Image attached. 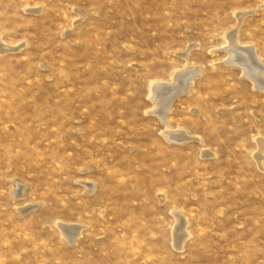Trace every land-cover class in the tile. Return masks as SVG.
Returning a JSON list of instances; mask_svg holds the SVG:
<instances>
[{
	"label": "rangeland",
	"instance_id": "1",
	"mask_svg": "<svg viewBox=\"0 0 264 264\" xmlns=\"http://www.w3.org/2000/svg\"><path fill=\"white\" fill-rule=\"evenodd\" d=\"M231 35L264 66V0H0V264H264V87Z\"/></svg>",
	"mask_w": 264,
	"mask_h": 264
},
{
	"label": "bare ground",
	"instance_id": "2",
	"mask_svg": "<svg viewBox=\"0 0 264 264\" xmlns=\"http://www.w3.org/2000/svg\"><path fill=\"white\" fill-rule=\"evenodd\" d=\"M234 31V30H233ZM229 43L231 46L229 47V51L231 52V60L234 62L239 63L242 68L245 71V74H247L249 77L252 78L256 86L264 87V66L259 63L258 60H256L254 50L252 49H244V48H237L236 41L237 37L236 35H231V37L228 38ZM5 47L3 44H0V48ZM186 68V67H185ZM196 73L192 69H188L184 72H182L181 79L179 83L171 84L168 86H162L158 85V113L161 117L167 119V112L171 110L172 108V102L174 101V98L178 94L181 85L183 83H187L186 87L191 83L193 78L195 77ZM200 74V73H199ZM160 83V82H159ZM158 83V84H159ZM189 92V91H187ZM165 120V119H164ZM169 121L167 119V127H169ZM171 137L175 139H179L180 141L187 136L185 132L180 131H172L168 133ZM260 143H264V140L259 141ZM181 220V218H180ZM69 235H77L76 231H69ZM181 236V235H180Z\"/></svg>",
	"mask_w": 264,
	"mask_h": 264
}]
</instances>
